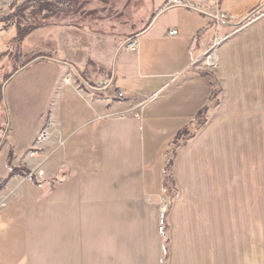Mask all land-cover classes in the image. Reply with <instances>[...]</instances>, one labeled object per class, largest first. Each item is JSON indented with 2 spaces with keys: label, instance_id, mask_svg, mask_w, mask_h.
<instances>
[{
  "label": "crops",
  "instance_id": "0c3cea01",
  "mask_svg": "<svg viewBox=\"0 0 264 264\" xmlns=\"http://www.w3.org/2000/svg\"><path fill=\"white\" fill-rule=\"evenodd\" d=\"M167 1L126 0L135 21L113 33L56 25L57 47L33 53L2 87L0 179L11 168L30 173L0 190V264H257L264 15L250 16L264 0H183L159 13ZM218 11L233 21L217 25ZM76 37L85 44L71 54ZM132 39L138 52L125 49ZM206 69L221 85L220 104L177 149L162 235L169 144L210 103Z\"/></svg>",
  "mask_w": 264,
  "mask_h": 264
},
{
  "label": "rangeland",
  "instance_id": "374dc122",
  "mask_svg": "<svg viewBox=\"0 0 264 264\" xmlns=\"http://www.w3.org/2000/svg\"><path fill=\"white\" fill-rule=\"evenodd\" d=\"M77 3V10L75 13L69 16L60 13L57 17H53L47 20L49 23L46 24L48 30H35L33 33L28 34L22 41L18 44L17 42H12V33H6L5 30L8 26L15 24L22 25V28H27L34 21H40L42 19L39 15L32 16L33 10L22 9L27 2V0H1L0 1V110L4 107V99L2 93V87L14 74L16 70H19L24 61L20 59L19 55L22 53L26 56V59H32L33 53H40L42 48L49 46L47 49L57 47V30L56 25L66 23V22H80V23H90L89 27L97 28L103 33H113L120 29V25L131 26L132 22L135 21L133 13L136 9L126 7V0H73ZM264 15V7L255 11L250 18L251 20ZM39 17V19H38ZM82 18L79 20V18ZM41 22V21H40ZM45 25V26H46ZM46 26V27H47ZM124 29V27H123ZM70 39L73 41V35L69 34ZM75 39V47H69L66 49L71 54H77L81 49V44L85 42L81 41L79 37ZM102 41V40H101ZM105 43L107 40L104 41ZM72 45V42H71ZM68 57V56H67ZM54 58V57H53ZM71 58V57H68ZM206 71L211 72L206 69ZM212 73V72H211ZM10 76V77H9ZM10 88L6 90V96L8 100V93ZM221 93L219 95V98ZM4 131H0V144L5 143L2 141ZM22 147H20V152L22 153ZM16 173L25 175L29 172L28 169L23 166L21 168H15ZM170 172V171H169ZM169 175V173H168ZM171 177V175H170ZM163 193V192H162ZM179 194V193H178ZM180 196V195H179ZM260 225L258 219V227ZM165 235V231L162 233ZM257 239V264H264V238L260 237L258 232ZM167 255V252H166Z\"/></svg>",
  "mask_w": 264,
  "mask_h": 264
},
{
  "label": "trees",
  "instance_id": "16d2710c",
  "mask_svg": "<svg viewBox=\"0 0 264 264\" xmlns=\"http://www.w3.org/2000/svg\"><path fill=\"white\" fill-rule=\"evenodd\" d=\"M77 3L73 0H27L24 7L22 9L29 10L32 9L33 13L32 16H40L42 19H38L41 21H34L31 23L30 26L27 28H22V25L14 23L8 26L5 30L6 33H12V42H17V44L22 41L28 34H30L35 29L45 26L49 22L47 20L57 17L60 13L63 15L69 16L72 13H75L77 10ZM252 18V17H251ZM20 59L24 61V63L20 66L23 67L26 65L30 60L26 59L24 54L19 55ZM34 58L36 55H32ZM12 75V74H11ZM10 75V76H11ZM204 75L209 76L211 78V85H212V92L210 96V103L202 108L198 114L196 115L195 119L181 129L174 139L169 144V157H168V165L166 168V172L169 173L170 168L173 165L174 158L176 156L177 149L179 147H183L184 145L188 144L192 139L196 137V133L200 131L208 122L207 120V113L210 109L217 107L220 104L219 95L222 92L221 85L217 80L216 76L208 71H204ZM9 76V77H10ZM11 157V155H10ZM30 172L25 173L24 176L28 175ZM14 175H18L16 173L15 168H11L10 174L7 178L0 179V190L8 183L10 178ZM22 175V174H19ZM23 177V175H22ZM32 180L33 177L31 176ZM170 181V175L167 174L166 176V183L165 187L168 186ZM167 241H166V251H167Z\"/></svg>",
  "mask_w": 264,
  "mask_h": 264
},
{
  "label": "built area",
  "instance_id": "2783aa9c",
  "mask_svg": "<svg viewBox=\"0 0 264 264\" xmlns=\"http://www.w3.org/2000/svg\"><path fill=\"white\" fill-rule=\"evenodd\" d=\"M187 2L183 1V0H168L161 9H159V13L171 9L173 7H178V6H186ZM212 19L213 21L216 22L217 25H222V24H227L229 22L233 21L232 16H230L228 13L225 12H217L214 15H212ZM171 34H177V31L174 30L171 32ZM125 49L128 51H132V52H138L139 50V42L137 39H132L128 42V44L125 46ZM65 82L67 84H71V78L68 77L65 79ZM109 80L108 81H103L100 82L99 87H105L109 84ZM52 125L53 122L50 120L48 122V124H46L38 133L34 144H33V150L30 153V156L33 157L35 155V153L40 150L43 145L46 143V141L49 139L50 137V130L53 127ZM41 173V171H40ZM170 188L165 187V189L163 190L162 195L160 196V205H159V226H160V232L163 233L165 231V224H166V219H167V214L169 211V207H170V202L172 200V196L170 194L169 191ZM179 194L176 193L173 198H178Z\"/></svg>",
  "mask_w": 264,
  "mask_h": 264
},
{
  "label": "water",
  "instance_id": "95a60500",
  "mask_svg": "<svg viewBox=\"0 0 264 264\" xmlns=\"http://www.w3.org/2000/svg\"><path fill=\"white\" fill-rule=\"evenodd\" d=\"M1 1V0H0Z\"/></svg>",
  "mask_w": 264,
  "mask_h": 264
}]
</instances>
